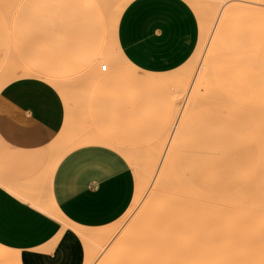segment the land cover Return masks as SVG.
Returning <instances> with one entry per match:
<instances>
[{
  "label": "rangeland",
  "instance_id": "obj_1",
  "mask_svg": "<svg viewBox=\"0 0 264 264\" xmlns=\"http://www.w3.org/2000/svg\"><path fill=\"white\" fill-rule=\"evenodd\" d=\"M59 1L0 0V118L44 129L51 162L85 145L106 146L74 144L87 135L108 137L127 149L106 146L128 161L133 200L111 225L81 231L84 264H129L128 250L146 235L138 229L147 224L148 231L153 222L158 224L155 232L149 231L152 241L154 236L161 242L162 236L168 238L171 242L162 244L173 246L171 252L177 245L175 255L182 245L184 220L178 215L184 198L216 203L207 210L223 220L232 205L238 211H251V204L263 209L264 0H206L218 4L209 10L193 0L200 25L197 48L182 67L164 74L140 71L122 54L114 25L125 0H91L104 12V20L86 12L87 0ZM179 122L184 126L174 137ZM173 137L178 150L183 144L176 155L167 154ZM206 144L212 150L198 157L201 170L183 175L185 145ZM2 151L0 145V165ZM183 176L196 191L182 188ZM217 203H222L219 208ZM239 204L245 207L240 210ZM6 258L0 254V264H14Z\"/></svg>",
  "mask_w": 264,
  "mask_h": 264
},
{
  "label": "crops",
  "instance_id": "obj_2",
  "mask_svg": "<svg viewBox=\"0 0 264 264\" xmlns=\"http://www.w3.org/2000/svg\"><path fill=\"white\" fill-rule=\"evenodd\" d=\"M116 36L131 65L164 74L192 57L200 25L187 0H131ZM49 144L36 123L0 118V247L14 264H84L81 231L111 225L134 197L133 171L116 150L85 145L51 162ZM185 147V172L201 170L198 157L211 144Z\"/></svg>",
  "mask_w": 264,
  "mask_h": 264
},
{
  "label": "bare ground",
  "instance_id": "obj_3",
  "mask_svg": "<svg viewBox=\"0 0 264 264\" xmlns=\"http://www.w3.org/2000/svg\"><path fill=\"white\" fill-rule=\"evenodd\" d=\"M87 1H88V3H87ZM87 1H86V3L83 1L85 3V6H87V9H85L87 13L93 14V15H95V13H96L97 14L96 20H99V19L104 20L107 18V17L106 18L103 17L104 12L102 14L100 7H98V5L95 4L94 1H96V0H94V1L87 0ZM130 1L131 0H125L121 5L118 6V8L116 10L117 15H116V19H115L114 31L117 30L119 18L121 16L124 8L127 6V4ZM187 1L190 2L191 6L193 8L196 7V6H194L193 0H190V1L187 0ZM96 2H98V1H96ZM195 2L196 3L198 2L197 7H199V5H201L200 9H201V7L207 8L204 10H209V9H213V8L218 7V4L216 2L215 3L210 2V1L208 2L206 0H197V1L195 0ZM58 5H60V4H58ZM56 7H57V5H56ZM101 8H102V6H101ZM82 9H83V5H82ZM102 10H103V8H102ZM222 17H223V13L221 12V15H219L217 17V21L219 19H221ZM115 33H116V31H115ZM109 62L110 61L108 60L107 63H109ZM104 66H106V65H104ZM182 126H184L183 122H179V124L177 123L174 126V129H175L174 130L175 134H173L174 137L178 136V133L180 132V128H182ZM171 135H172V133H171ZM174 137L170 143L169 150L167 149L169 145L168 144H167L168 146L166 145V147H167L166 149L168 150L167 154L168 153H174L176 155L179 153L178 149H179L180 145L177 144L175 141H173ZM76 143H80V144L101 143V144H104L106 146H112L115 149H118L120 151L125 152L127 150L121 144L116 143L112 139L105 137V136H88L87 135V136L77 140V142H75L74 144H76ZM167 150H165V151H167ZM163 152H164V150H163ZM126 153L128 154V152H126ZM160 154H161V152H160ZM176 158H178V157H176ZM132 162H133V160H132ZM176 162H178V161H176ZM177 164H179V162ZM179 166H180V164H179ZM180 169H179V172L181 171ZM182 172H180V173H182ZM183 175H186V172H183ZM183 178H184V176H183ZM171 182H174V179H172ZM175 182H176V180H175ZM187 182H190V184L192 183V181H190L189 179L186 180L184 178L183 183L181 182L183 185L182 188L187 187V189H189V191H191V189H193L191 191V193L194 192L195 188L194 187L191 188V186L188 185L189 183H187ZM261 183L263 184L262 181H261ZM170 185L172 186L173 184H170ZM179 191H181V189ZM182 192H184V191H182ZM259 192H261V191H259ZM177 193L181 194L180 192H177ZM256 193H257V191H256ZM256 193L254 194V196H256ZM188 194L189 193L187 192V195L186 194L185 195L188 197ZM257 194L259 195L260 193H257ZM182 196H184V195H180L181 198H183ZM186 196H184V197H186ZM189 197H191V195H189ZM195 197L193 198V196H192L191 198H193V199L189 198L190 201L188 198H187L188 201H187V199L184 198V201H186V202H183V203H185V204H183L182 202L180 204V205H182V204L183 205H182V208L179 207L180 208V210H179L180 214L178 215V218L184 220V223L181 222L183 226L181 227V233L179 234V236H181L179 241H180V244H182V245H181V248H179V251L175 255L173 254V252L174 251L176 252L177 245H174L173 242L175 239L177 240L176 237L178 236L177 235L178 232L176 233V235H173L175 237V239L173 240L172 243L174 246H176V248H174L171 252V247L173 248V246H171L169 244L168 245L169 247L167 245L165 247L162 244L163 242H165L164 240L167 241V239H168L167 238V235H168L167 229L165 231L167 234L165 237L167 239H164V236H162L163 242H161V239L159 236L158 237L160 240L155 238L157 236H154V240L152 241L151 237H153V236H149V231L152 233L151 228L153 229L154 228L153 226L155 224L156 225L158 224V223L153 222V226L150 227V230H148V231L146 229L150 225L146 226L147 224L142 225V227L140 229H138L141 232L145 231L146 235H143L142 237L137 238L135 243L128 250V253L126 255V257H127L126 259H127L128 263L129 264H264V213H263L264 207H263V209L261 208L259 210V208L262 206H260L258 204L259 208H256L258 205H256V206L254 205L255 207H253V204H251V206L249 205L250 206L249 210H251V211L247 212V210H245L247 208L246 207L243 209L244 212H246V213H244V212H242L243 211L242 206L245 207L244 205L239 204L240 207L238 209L241 208L240 210H242V211H238L236 209L233 210L232 206H234V205H232V206L230 205L232 207L231 208V207H229V203H226V204H228L227 206L231 210L228 213L229 216L226 217L225 220H223L224 219L223 217H222L223 219H220V217H218V216H222V215L218 214V215H215V217H214L213 216L214 212L212 214H209V212L207 210V206H211V205H214L216 203H211V202L209 203L206 200L200 201L199 199H197L195 201L194 200ZM248 197H250V196H248ZM248 199H250V198H248ZM166 201H168V205H170L169 199ZM198 201H200V202L198 203ZM176 202H178V201H176ZM245 202H246V200H245ZM186 203H187V205H186ZM223 204H225V203H223ZM254 204H256V203H254ZM220 205L218 204V208L220 207ZM236 205H238V203ZM261 205H264V204H261ZM183 207L184 208L186 207V208L184 209ZM221 208H223V207H221ZM229 208H228V210H229ZM166 209H172V208H166ZM166 209H164V210L166 211ZM175 209H178V208H175ZM158 211H160V210H158ZM161 211H163V209ZM172 211H173V209H172ZM182 211L183 212L185 211V214H182ZM169 213H171V212H169ZM172 213H174V212H172ZM164 214L166 215L165 212H164ZM247 215H249V216H247ZM156 216H158V215H156ZM224 216H225V214H224ZM246 216H247V218L248 217L249 218L247 219ZM215 219L217 221H215ZM249 219H251L252 222H249ZM161 220L162 219H160V221ZM210 220H214L215 222H210ZM174 225L175 224H173V226ZM158 226L156 227V229H158V232H159ZM160 226L162 228V224ZM172 228H169V229L171 230ZM177 229H179V227ZM153 231L155 232V229H153ZM175 232H176V230L174 231V233ZM168 241H170V240H168ZM168 241H167V243H168ZM190 244H191V246H190ZM167 247L170 249V255L169 256H167L168 254H167V252H165V249L168 250ZM0 254H3V255L6 254V251L1 247H0ZM171 254H173V255H171Z\"/></svg>",
  "mask_w": 264,
  "mask_h": 264
},
{
  "label": "built area",
  "instance_id": "obj_4",
  "mask_svg": "<svg viewBox=\"0 0 264 264\" xmlns=\"http://www.w3.org/2000/svg\"><path fill=\"white\" fill-rule=\"evenodd\" d=\"M101 70H102L103 72H105V71L107 70V69H106V66L103 65V66L101 67Z\"/></svg>",
  "mask_w": 264,
  "mask_h": 264
}]
</instances>
